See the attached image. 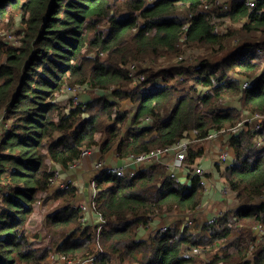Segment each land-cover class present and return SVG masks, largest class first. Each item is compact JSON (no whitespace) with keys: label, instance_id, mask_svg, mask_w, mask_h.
<instances>
[{"label":"trees","instance_id":"trees-1","mask_svg":"<svg viewBox=\"0 0 264 264\" xmlns=\"http://www.w3.org/2000/svg\"><path fill=\"white\" fill-rule=\"evenodd\" d=\"M214 1L0 0V30L17 14L24 24L20 45L0 37V117L9 124L0 138V264L92 255L97 264H264V0L202 10ZM190 48L199 61L184 59ZM74 86L93 99L66 97ZM224 129L235 158L215 168L235 196L212 218L200 216L205 175L188 172L183 184L160 163L96 175L87 225L74 185L59 188L48 210L54 166L86 150L127 159ZM204 152L190 147L188 171ZM166 214L178 219L153 229Z\"/></svg>","mask_w":264,"mask_h":264},{"label":"built area","instance_id":"built-area-1","mask_svg":"<svg viewBox=\"0 0 264 264\" xmlns=\"http://www.w3.org/2000/svg\"><path fill=\"white\" fill-rule=\"evenodd\" d=\"M233 0H215L214 2H206L204 3L201 8L203 11H209V10H213V9H217V10H228L231 7V3ZM247 5L250 6V8H253L256 6V0H246ZM192 15H190L191 17ZM189 27L188 22L185 25V29H187ZM216 31H218V27L216 26ZM186 35L183 38V40H186ZM132 69L134 68V65H132L131 67ZM143 78V76H142ZM247 84L244 85V87ZM82 88L84 90L83 86H74V87H68L66 93L73 96L75 93H80L82 92ZM262 115L260 114H254L252 116H249L248 118H246L243 122H241L238 127H235L233 129V133L237 132L239 130V128L244 127L245 121H256L261 119ZM7 127L9 126V124L7 122H5V120L3 118L0 117V138L2 137V132H3V127ZM260 126V125H258ZM228 132L224 129L221 131H217V132H212L209 136H207L206 138H204L203 140H197L196 139V133H193L194 135H192V137H186L181 139L180 141L176 142L175 144H173L172 146L166 147V148H158L155 150H152L149 153H143L140 155H131L129 157H127V159H124V161L121 164L118 165H113V164H109L106 160L104 159H97L95 161V170H96V175H100L103 171H108V172H114V173H118L122 176L124 175H134L135 173H137L138 171L142 170V169H147L157 163H160L164 166H166V168L169 170V173L172 174V176L176 177L178 181L181 182V180L179 179L178 176V172L182 169H186L187 167L185 166V160L187 159L188 156V150L190 149V147L193 144H197L198 142H203V141H217L218 139H222L221 135L227 134ZM230 146L228 143L223 142L222 139V144L220 146L216 147L215 153L219 154V162L223 163V164H230L232 163L234 160L231 161V155H230ZM91 151H84L82 153V157H85L86 155L90 154ZM173 155V158L169 160V156ZM79 162L74 163L73 165H70L69 167H73L76 168L78 166ZM189 173L192 174H201L204 175L205 171L202 168V166H200L199 164L192 169L189 170ZM62 176V172L60 170H56L54 177L52 178V183H60L59 188H65L68 187L69 184L70 185H76V183H74L73 181L69 180V181H61L63 180V178H60ZM96 178V177H95ZM93 179L91 181V185L93 187V189H95V192L92 196L91 199V204L94 202L96 194H97V188H96V179ZM187 178H188V174H187ZM227 189L223 190L224 194H227ZM207 205V202L204 203V206ZM85 215L82 217V221L84 223V225H87L88 221H90L89 216L90 213L89 212V207L90 205L87 204H83L81 205ZM103 221V216L100 214L97 217V221L96 223H102ZM96 258L97 255H92L89 256L88 258H84V259H77V260H68L69 264H97L96 263ZM63 259L66 260V257H63Z\"/></svg>","mask_w":264,"mask_h":264},{"label":"rangeland","instance_id":"rangeland-1","mask_svg":"<svg viewBox=\"0 0 264 264\" xmlns=\"http://www.w3.org/2000/svg\"><path fill=\"white\" fill-rule=\"evenodd\" d=\"M216 21H218V19ZM220 21H225L227 23L228 20L227 19H220ZM7 22L10 23V25L9 26H6V27H3L4 29L3 30H0V37L5 36V37H7L6 39L8 40V42H10L11 44H13V45H20L21 44L20 38L23 37V31L22 30L24 28L22 15L21 14H17V15L14 16L12 22L10 20H7ZM220 26H221L220 23H217L218 32L219 31L220 32L222 31V29H220ZM250 41H258V40L257 39H251ZM190 49L186 52L185 56H183L184 59L186 58V60L188 62L191 61V63H195V62L199 61V55H200V53L198 51H195L193 49L190 50ZM227 53L228 52L226 51L224 54L218 56V58L219 59H222V57H224ZM259 53H261V52H259ZM263 64H264V62H263ZM130 67H132V64L130 65ZM83 87H84V90L82 88V92H80V95L81 96H79V99H82V100H85V101L92 100L93 99V96H94L93 95V92L90 91V89L88 87H86V86H83ZM64 95H66V93H64ZM66 97H71V96H67L66 95ZM66 97L65 96L63 97V95H62V98H66ZM75 100L76 101L78 100V96L75 97ZM78 101H80V100H78ZM230 136L231 135H227V138H230ZM202 143H204V144H202ZM207 144H208V146H207ZM211 144H213V143H211V142H205L204 141V142H201L200 145L197 146V149H200L201 147H204L205 148L204 155H203V157L202 156L200 157V159L198 161V164L200 166H202V168L204 169L205 172L207 171V174H205V177L204 178H205L207 184L209 185V187H211V185H215L216 183L218 185V187H215V188L212 189L211 193H213L214 195H216V194L222 195V191L225 189L224 179L219 175L217 169L214 166V163L215 162H219L220 157H219V154H216L215 152L213 154L210 153ZM215 150H216V147L213 148V149H211V151H215ZM230 155H231V150H230ZM232 160H234V158L231 155V161ZM81 166L82 165H80V163H79L78 166L73 169L74 172H71L68 175H64L63 174V176H61L60 178H63V180H61V181H69V180H71L74 183H77V186H75V187H78L80 189V193L83 194L82 193V189H81V185H82L83 182H79V180L74 177V174H77V172H80ZM54 167H55V171L58 169V170H60L63 173L64 168L62 166L55 165ZM212 168L215 169L214 173L211 171ZM188 172L189 171L186 169L185 170V173L188 174ZM80 175H83V173L80 172ZM92 176H94L92 178V180H93L96 177V170H95L94 173H92ZM183 176H185V175H183ZM187 180L188 179L185 176L181 180V182L183 184H186L187 183ZM59 185H60V183H55L54 182V183H51V185L49 187V190L47 192V195L49 196L48 197V207H49L48 210L51 209V208L53 209L54 207H56L57 205L60 204L59 201L56 202V198H55V194H56V191L59 189ZM229 194H230V197H233L234 198L235 194L233 192H229ZM218 199L219 198H217L216 200H214V203H216L217 201H219ZM80 201H82V197L79 199V202ZM232 201L233 200L228 199L226 201V203H231ZM216 205L218 206V204H216ZM207 212H210V213L214 212L213 209H212V206H210L209 208H207ZM205 215H208V213L205 212ZM170 218L171 219H174L175 216L169 215L165 219L166 220H170ZM185 219H186V221L189 222V219L188 218H185ZM153 229H155V227ZM256 231H257L256 233H259L260 234V232H261L260 227H258V229ZM149 232H150V230H149ZM204 264H206V263H204Z\"/></svg>","mask_w":264,"mask_h":264},{"label":"crops","instance_id":"crops-1","mask_svg":"<svg viewBox=\"0 0 264 264\" xmlns=\"http://www.w3.org/2000/svg\"><path fill=\"white\" fill-rule=\"evenodd\" d=\"M92 93V92H91ZM66 95L67 96H69V94H67L66 93ZM71 96V95H70ZM81 96V95H80ZM61 99H64V98H62V97H60ZM81 101H85V100H82L81 99ZM229 133H227V134H224V135H221V137H222V139H223V142H225V143H228V139L229 138H227V135H228ZM222 139H218L217 141H205V142H211V143H213V144H211V147H210V153H214L215 151H211V149H213V148H215V147H217V146H220L221 144H222ZM204 142V141H203ZM200 143L201 142H198L197 143V146H198V144L200 145ZM202 144H204V143H202ZM207 146H208V144H207ZM203 149H204V151H205V148L203 147ZM231 155L233 156V158H235V156H234V152H233V150L231 149ZM98 156H99V153L97 152V151H91V153L90 154H88V155H86L85 157H83V159L81 160V162H79L80 163V165H82L81 166V170H80V172L81 173H83V175H80V172H77V174H74V177L75 178H77L78 180H79V182H83L82 183V185H81V189H82V193L83 194H81L80 195V197H79V199L82 197V201H80L81 202V205H83L84 203L85 204H87V205H90L91 204V199H92V196H93V194H94V192H95V189H93V187H92V185H91V180H92V178L95 176H92V173H94L95 172V167H94V165H95V161L97 160V158H98ZM105 160L109 163V164H113V165H118V164H121L123 161H124V159H120L118 156H117V153H115L114 151L113 152H111V153H109L106 157H105ZM120 162V163H119ZM215 163H217V162H215ZM215 163H214V166H215ZM80 167V166H79ZM73 167H68V168H64V170H63V173H62V176H63V174L64 175H68V174H70L71 172H74L73 171ZM185 170L186 169H182V170H180L179 172H178V176H179V179L180 180H182L185 176L187 177V174L185 173ZM211 171L214 173V171H215V169H211ZM219 173V172H218ZM205 174H207V171L205 172ZM204 174V175H205ZM183 175H185V176H183ZM220 175V174H219ZM221 176V175H220ZM222 177V176H221ZM188 180H187V183L189 182V178H187ZM205 179V178H204ZM86 183H88V189H87V192H88V198L86 199V196H85V193H84V190H85V184ZM204 184H205V187H206V191H205V197H204V200H203V206H204V203L205 202H207V205H206V207L204 208V211L206 212V213H208V215H200L202 218H206V219H209V218H212L213 217V215L215 216L216 215V213L220 210V207H219V204H221V206H223L222 205V203H224V204H226L227 205V203H226V201L228 200V199H231V200H233V197H230V194H229V191L227 192V194H224L223 193V191H222V195H218V194H216V195H214L213 193H211V191H212V189L213 188H215V187H218V185H217V183L215 184V185H211V187H209V185L207 184V182H206V180H204ZM75 186H77V183H76V185ZM225 189H226V185H225ZM217 198H219L218 200L219 201H217L216 203H214V200H216ZM79 201V200H78ZM232 203V202H231ZM216 204H218V206L216 205ZM210 206H212V209H213V211L214 212H212V213H210V212H207V208H209ZM223 208H224V206H223ZM89 212H91V207H89ZM173 216H175V218L174 219H171L170 218V220H166L165 218H167L169 215H164L163 217H159V218H157V219H155L150 225H151V227L153 228V227H155V228H159V227H162V226H168L173 220H175V219H178L176 216V214L174 215V214H172ZM186 218H188L189 220H190V218L189 217H186ZM183 223L184 224H187L188 223V221H186V219L184 218L183 219ZM145 233H147V231H143V232H141V236L140 237H142L143 235H145Z\"/></svg>","mask_w":264,"mask_h":264},{"label":"water","instance_id":"water-1","mask_svg":"<svg viewBox=\"0 0 264 264\" xmlns=\"http://www.w3.org/2000/svg\"><path fill=\"white\" fill-rule=\"evenodd\" d=\"M96 94L99 95V96H105L107 94V91L105 90H97L96 91ZM88 183L85 184V190H84V193H85V196H86V199L88 198V192H87V189H88Z\"/></svg>","mask_w":264,"mask_h":264}]
</instances>
